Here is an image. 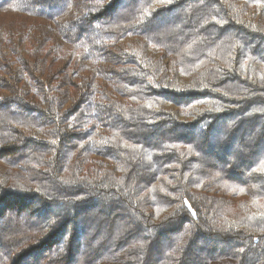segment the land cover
I'll use <instances>...</instances> for the list:
<instances>
[{"label": "trees", "instance_id": "obj_1", "mask_svg": "<svg viewBox=\"0 0 264 264\" xmlns=\"http://www.w3.org/2000/svg\"><path fill=\"white\" fill-rule=\"evenodd\" d=\"M0 264H264V0H0Z\"/></svg>", "mask_w": 264, "mask_h": 264}]
</instances>
